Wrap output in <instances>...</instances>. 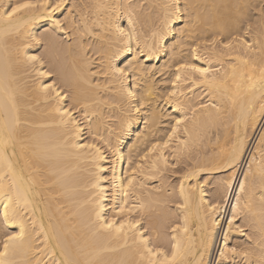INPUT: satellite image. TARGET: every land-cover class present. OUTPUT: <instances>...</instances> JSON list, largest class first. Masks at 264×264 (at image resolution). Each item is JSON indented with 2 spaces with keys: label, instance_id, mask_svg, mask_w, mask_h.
<instances>
[{
  "label": "bare ground",
  "instance_id": "obj_1",
  "mask_svg": "<svg viewBox=\"0 0 264 264\" xmlns=\"http://www.w3.org/2000/svg\"><path fill=\"white\" fill-rule=\"evenodd\" d=\"M21 230L4 264H264V0H0Z\"/></svg>",
  "mask_w": 264,
  "mask_h": 264
},
{
  "label": "snow or ice",
  "instance_id": "obj_2",
  "mask_svg": "<svg viewBox=\"0 0 264 264\" xmlns=\"http://www.w3.org/2000/svg\"><path fill=\"white\" fill-rule=\"evenodd\" d=\"M62 5L61 4H57L55 6V8H53L52 10L53 11H56L59 7H61ZM36 7L35 4H32L30 2H25V3H18L15 7L12 8L11 12L8 14L9 15V18L17 13V12H20L21 10H24V9H29V8H34ZM33 59H36V57H33ZM181 67H192L195 71H199L201 73L203 72H206L207 69H204V68H195L194 65H182ZM115 71L117 73H119L121 76L124 75L125 73V69L124 68H116ZM177 79H179V77H177ZM179 123V121L177 122ZM175 131V130H174ZM155 147V146H154ZM129 183H131V181H129ZM7 207V206H5ZM5 216H7V213H5ZM111 225H109L110 227ZM23 237H24V233H23V230H21L19 233H16V234H13V235H7L6 236V239L3 243V251H0V258L8 255V252H9V248H10V244L14 243V242H17V241H21L23 240ZM0 264H4V261L3 259H0Z\"/></svg>",
  "mask_w": 264,
  "mask_h": 264
}]
</instances>
